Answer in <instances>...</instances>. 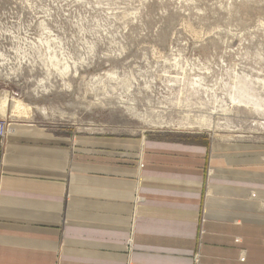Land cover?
<instances>
[{
    "label": "rangeland",
    "instance_id": "374dc122",
    "mask_svg": "<svg viewBox=\"0 0 264 264\" xmlns=\"http://www.w3.org/2000/svg\"><path fill=\"white\" fill-rule=\"evenodd\" d=\"M0 104L74 139L264 164V0H0Z\"/></svg>",
    "mask_w": 264,
    "mask_h": 264
},
{
    "label": "crops",
    "instance_id": "0c3cea01",
    "mask_svg": "<svg viewBox=\"0 0 264 264\" xmlns=\"http://www.w3.org/2000/svg\"><path fill=\"white\" fill-rule=\"evenodd\" d=\"M0 109V264H194L197 251L200 264H264L260 159L232 167L205 143L74 139Z\"/></svg>",
    "mask_w": 264,
    "mask_h": 264
},
{
    "label": "built area",
    "instance_id": "2783aa9c",
    "mask_svg": "<svg viewBox=\"0 0 264 264\" xmlns=\"http://www.w3.org/2000/svg\"><path fill=\"white\" fill-rule=\"evenodd\" d=\"M9 131V123L5 119L0 118V138H4Z\"/></svg>",
    "mask_w": 264,
    "mask_h": 264
}]
</instances>
